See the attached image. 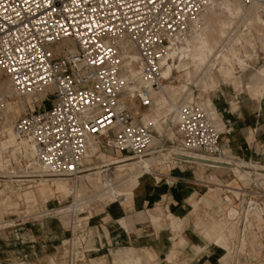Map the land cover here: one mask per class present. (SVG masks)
<instances>
[{
    "label": "built area",
    "instance_id": "1",
    "mask_svg": "<svg viewBox=\"0 0 264 264\" xmlns=\"http://www.w3.org/2000/svg\"><path fill=\"white\" fill-rule=\"evenodd\" d=\"M211 1L0 0V71L19 97L46 95L12 124L15 136L30 145L34 163L54 177L76 180L91 142L125 158L161 153L163 145L151 151L153 131L135 121L122 97L131 86V100L140 109L151 107V92L164 83L159 63L168 44L187 37ZM240 1L264 18V0ZM130 53L137 55L134 81L124 78ZM5 102L0 97V131ZM178 118L176 161L223 157L218 131L200 108L180 104ZM78 229L62 242L64 264L85 263Z\"/></svg>",
    "mask_w": 264,
    "mask_h": 264
},
{
    "label": "rangeland",
    "instance_id": "2",
    "mask_svg": "<svg viewBox=\"0 0 264 264\" xmlns=\"http://www.w3.org/2000/svg\"><path fill=\"white\" fill-rule=\"evenodd\" d=\"M256 30H258V25L256 23H253V25L251 27H247L243 30V40H246V42L248 41L251 42V47L246 45V42H244L242 40L241 44L237 45V49L239 50V56L241 58L244 59V53L246 52V50L248 52L247 53V58H245V62L249 65V69H247L245 72L240 73L239 69L236 70V72H238L237 75L238 76V81L240 82L241 85H239V88H233L230 84L228 85H219L217 83H215V80H213L211 77H209L206 81L208 88V94H202L198 88H195V86L192 83H185L183 81V78H179L178 73L175 72V70H173L172 75L167 78L163 83L164 86H172L174 89L179 88L181 85L186 86L187 88H189V90H191V92L193 93L194 98L199 97L200 99L194 100V104L196 105L197 102L199 101H205L206 99H211L213 100V104L215 106V102L214 99L212 97V91L213 89H215V87H218L219 90V95L217 96L220 97L222 94H224V91L227 89H232L235 92H240L242 90V87L245 86V84L247 83V81L249 80L250 76H252L254 73H256V71L260 70V69H264V37H260L256 36L255 32ZM262 32H264V30H261ZM251 36V38H250ZM250 38V39H247ZM250 40V41H249ZM253 40V41H252ZM258 40V41H257ZM261 41V42H259ZM244 42V43H243ZM250 44V43H249ZM244 49H242V47ZM253 46V47H252ZM250 48V49H249ZM245 50V51H244ZM244 54V55H243ZM185 63L187 64L188 67V71H191L190 69H192L191 67V62L190 60H186ZM190 67V68H189ZM178 77V78H177ZM6 78V77H4ZM4 78H2V81L5 85V81ZM240 78V79H239ZM210 79V80H209ZM6 80H8L6 78ZM9 82V81H8ZM212 82V83H211ZM1 86V85H0ZM7 86H4V88ZM211 91V92H210ZM235 92L229 90V93L233 96H235ZM184 94V93H183ZM186 95V94H185ZM183 95H182V99H183ZM3 98L8 101L10 103L11 106H13L16 102H18V98H20L21 102L25 103L23 106V112L19 115L16 113V111L11 108L9 111V114L7 115V120H6V124L5 126H3L2 130H10L11 126L13 124V122L21 115L25 114L26 112L29 111V106L27 104H29L33 99H31L30 102L26 101V97H16L15 95H11V96H3ZM181 99V100H182ZM238 101H240V96H237ZM37 101H33L32 106L36 103ZM51 104V100L49 99L47 102V107ZM197 106V105H196ZM228 107V105H227ZM140 110V115L144 112L147 111V109H139ZM244 112L246 114V116L248 117V123L245 125V127L243 128L242 126L236 127L235 126V119L233 117V115L228 114L224 117V122L225 124L228 125H232L234 127V130L236 132H240L243 135H250V137L252 139L255 140L254 144L252 145V156H248V155H242V157H233L230 160H235V161H239V162H245L246 164H250L247 162H251L253 163V165H256V171L252 170L251 168L248 167H243V171L246 170V172H251L252 175L251 177L254 178L255 174H262L264 175V146H260V148L258 149V141L256 139L255 133L254 131L256 130V128L258 126H260L261 124H264V105H262L261 110L258 113L255 114H251L248 110L244 109ZM162 117V116H160ZM140 119V118H139ZM139 119L137 118L135 121L139 122ZM170 115L162 118L161 119V125L162 127L165 129L162 135H158L155 131H153V138L155 139V141H157V144L154 145L151 149V151H153V148H160L161 145H163V151L159 154H155L157 160L156 162H154L153 164V170L156 171L155 174H151V175H147L144 174L143 179L148 178L147 179V185H150L152 188H154V186L156 187H160L162 188L164 191L166 190H171V191H183V193H187L188 196L186 198L181 199L180 202V206L185 207L184 209L186 211L190 210V206H191V198H193V200H200L202 199L201 194H197L195 196V194L190 193V184H195L196 183V179L193 176V172H198L203 176H211L214 175L216 176L219 180H221L222 182H228L230 183V185H234L237 186V188L241 191H239L240 194L235 195L234 197H236L237 199H230V203L231 206L233 207V209L230 210V206L229 204H216L210 206V208L212 207V209L208 210L207 207L204 206V204H202V202L199 203L198 205V214L200 216H203L204 212L208 213H212L214 211L216 215H214L213 218V222H217V220L220 221V223L224 222L225 220V226L221 223H218V225H215L214 227L218 226V232L216 230V232L218 233V236H223L226 233V238L225 237L223 239H225L228 242V245L226 244V247L228 248V253L230 252L232 254V251L234 252V256H233V262L232 264H235V260L237 258V250H240L239 255L241 256L243 254V246H242V239L244 238V236H246V233H244L243 235L241 234V230L244 226L245 223V219H244V214L245 211L247 210V204L248 203H255V206L257 207V209H264V176L261 177H256L258 180L256 182H251L249 184L250 187L245 189V185H249L248 183L246 184L245 182H242L239 179V173L238 171L233 170L231 167H229L227 165V162L222 161L220 159H218V161L216 160L217 164H213V163H209V162H200V161H195L197 162V164L203 163V164H207V165H212V166H216V167H227L230 169V171L227 170H218L217 172H213V169L207 168V167H201L198 165H193V164H183V163H176L175 165L173 164L174 162L172 161L171 158H168L169 155H177L176 153L174 154V152H177L178 155H181V151L179 150V137L176 134V130L178 127V123H172L170 122ZM172 132L174 134L173 138L168 137V133ZM233 134V133H232ZM1 139V138H0ZM18 141H15L14 144H17ZM256 148V150H255ZM12 150L11 146L8 148V152H6V154H2L3 157V163H2V169L5 172L8 173H14L16 175H20L23 176V171L25 170V166L26 164L31 163V161L29 162V157L28 155H26L23 151L20 153V155L18 156L17 160H14L13 158L10 157V151ZM174 151V152H173ZM255 152V153H254ZM243 153V152H242ZM164 155V156H163ZM174 156L173 159H175L176 157H180V156ZM1 156V155H0ZM109 156V157H108ZM167 156V157H166ZM120 158L117 156V154L111 152V151H90L88 152V154L85 156V161L86 160H90L89 164H86L85 167L86 168H91L94 167L96 164L101 163L102 161H106L109 160L111 158ZM162 157V158H161ZM164 157V158H163ZM246 157H248L246 160ZM149 158V157H146ZM167 158V159H165ZM167 160V164L164 163V161ZM176 160V159H175ZM138 161V158H134V160L130 161L129 163L132 162H136ZM191 161V160H188ZM160 162V163H159ZM158 163V164H157ZM222 163V164H221ZM224 163V164H223ZM219 164V165H218ZM227 165V166H226ZM167 167H176L173 170H169ZM261 167V168H259ZM108 174L110 175V179L112 180L111 184H115L113 185L118 187V185L120 184V182L124 183V181H126L123 185L121 184L119 187L122 189L119 191H129L132 190L130 187L132 186H128V188H130L129 190H127L128 188L125 187L127 182L130 181V174H131V169H129V167L126 168H116L114 166H110L108 167ZM127 169V170H126ZM126 170V171H125ZM233 171V172H232ZM29 175H33L34 170L29 169L28 170ZM113 172V173H112ZM120 175H118L119 173ZM126 172V173H125ZM164 173L166 175H168L167 177L165 176H160L158 175V173ZM259 172V173H258ZM116 174V176H115ZM125 174V175H124ZM243 184L239 183L237 180H235V178L233 177V175ZM82 175V174H81ZM120 176V180L115 177ZM115 176V177H114ZM129 176V177H128ZM121 177H123L121 179ZM156 181H158L157 185H153L155 183L154 178H156ZM32 178V177H31ZM91 178H95V176H92ZM23 180H27L28 182H24V183H19L21 186H17V183H12V185L8 182L9 180H12L10 177L6 176L5 177L3 175L0 176V199L6 198L7 196L10 195V193H12V190H14V194L9 196V200L8 202L10 203V209H4L3 211L6 213L5 215H3V218L0 220L3 222H14V224H21L24 221L29 220L26 223V230L29 232L30 236L29 237H23V238H19L16 242H14L10 247L5 248L7 250H14V249H19L22 247H26V246H32V250L35 253H42L40 255H42L41 257H39V259L41 260V262L39 264H48V258L53 257L55 264H64L63 263V256H64V248L62 246V242L69 239V237L71 236V230L72 227L76 226L77 224L81 225L82 229H78V230H73L75 232V237H76V243L80 242L81 239V235H85L87 234V231L92 228L94 226V223H92V220L98 218L99 216V212L100 210H103L104 206H105V202L108 204L109 200L107 197H101L99 198L98 194H101L100 192H102L101 188H92L91 186H89V189H86V191H82L81 196H80V201L78 202V204H86L87 206L84 209H81L80 211L77 212V207H75L74 205H72L74 200L73 199L71 193L69 192H63L60 189L56 188V182H51L50 187L48 191L45 193V200L44 198L39 199L40 205H41V209L37 210L36 207H32L31 204H28L29 202H31L32 200H34L35 197V190L38 192V189L41 188L42 186V182L41 180H43L44 178L38 179L34 182L36 183H32L30 181H32L33 179L30 178H21ZM128 179V180H127ZM185 179V180H184ZM15 180V179H13ZM118 180V181H116ZM74 180H70V181H63L64 184H66L68 182V187L71 188V182ZM165 181H167V183H165ZM41 182V183H40ZM117 184H116V183ZM129 183V182H128ZM253 183H255V185L259 186L256 187ZM125 185V186H124ZM118 187V189H119ZM35 189V190H34ZM89 190V191H88ZM51 191V192H49ZM117 190V192H119ZM243 191L246 192V195L244 193H242ZM49 192V194H48ZM54 192H57L58 195H56V203L54 205L53 208H51V206L48 204V196H51ZM91 193V194H90ZM16 194V195H15ZM244 194V195H242ZM83 195V196H82ZM233 195V194H232ZM90 196V197H89ZM200 198V199H199ZM44 200L43 202H41L42 200ZM77 201L79 200V198H75ZM176 198H171V199H160V205L167 207L169 206V203L171 201H173ZM219 199V198H218ZM41 200V201H40ZM90 200V202H89ZM155 200L153 199V203L152 206H155ZM241 200H242V204H241ZM21 202H26L28 204L29 207H27L26 204H22ZM75 202V201H74ZM81 202V203H80ZM261 203V205H260ZM74 206V210H68L67 207L69 206ZM144 206V205H142ZM220 206V207H219ZM219 207V208H218ZM227 207V208H226ZM65 208H67V210H64ZM64 210L61 213L55 214L54 212H57L58 210ZM134 209H136V206H133V208L130 210V213L132 211H134ZM221 209V210H219ZM128 211V210H126ZM39 213V214H38ZM49 214V216L43 217L40 219V223H44L45 221H48L49 223H53V225H57L58 227L62 228V236L59 239H54L52 238V236L50 234H47L45 236V238H43L42 236L35 234L34 233V229L33 226L31 225L34 222V218L39 217L43 214ZM54 213V214H53ZM34 214V215H32ZM53 214V215H52ZM225 217H223L222 216ZM240 215L239 217H236ZM253 215V219H257L258 215L256 214H250ZM264 215V210H262V214ZM260 215V216H261ZM159 216H161L162 220H161V224L162 227L160 229H156L154 228V231L156 233H163V234H167L169 233V228H168V221L165 220L164 217H162V214H159ZM208 216V215H206ZM223 217L224 219L220 218ZM205 218V217H203ZM264 218V217H262ZM5 220V221H4ZM108 221H110L111 219H107ZM193 221H194V217L190 218L189 224L187 226H185V228L183 229V238L186 241V245L178 248L177 250V255H181L183 257L182 261H184L183 264H228V258L227 255L222 249L218 248L217 252L209 249L207 254L205 255V257L203 258V260L201 259L199 261V263L196 262L197 260V255L195 254L193 248H192V239L189 236V233L193 232ZM228 221V222H227ZM249 221V217L248 220L246 222V226H249L248 224ZM63 222L65 227L63 226ZM228 224H227V223ZM248 223V224H247ZM264 223V222H262ZM74 225V226H73ZM221 225V227H220ZM50 227L47 226V228ZM220 227V228H219ZM223 227V230L225 232H223L224 234H222L221 232V228ZM225 227V228H224ZM262 231H264V224H262ZM13 229L12 228H7L5 229L6 231ZM235 230L237 232H235ZM1 231V230H0ZM247 231H250V228H247ZM246 231V232H247ZM200 230L195 232V236L200 239L201 236L199 235ZM256 232V231H255ZM222 235H221V234ZM146 234V232H143V229H133L131 231L128 232V236L130 239H135L139 236H144ZM230 234H232V236H230ZM237 234V236H236ZM252 234V231L250 232V235ZM80 236V237H79ZM236 237V238H235ZM240 237V238H239ZM229 239V240H228ZM224 240V241H225ZM82 241V239H81ZM237 241V242H236ZM250 240L248 239V242ZM0 242H2L1 238H0ZM226 242V243H227ZM239 242V243H238ZM260 242L262 245L258 247V251L259 252L260 248V258L256 259L253 256H249L247 258H242L240 261L243 264H259L260 261H264V232H262L261 236H260ZM64 245V243H63ZM45 248V249H44ZM119 248V247H117ZM231 248V249H230ZM111 249L110 245H108L106 248H104L102 251L104 252H108V250ZM254 249V247H253ZM255 251V250H254ZM253 251V252H254ZM101 252V251H100ZM218 254L219 260L220 262L218 263V261L216 260L215 255ZM95 258V256L93 257ZM106 263L105 264H112V255L107 253L106 256ZM89 260V257L86 256L85 259V263L83 264H87V261ZM176 263V262H175ZM5 264H15L14 263H9V262H5ZM28 264H36L35 262H29ZM38 264V263H37ZM178 264V263H176Z\"/></svg>",
    "mask_w": 264,
    "mask_h": 264
},
{
    "label": "bare ground",
    "instance_id": "3",
    "mask_svg": "<svg viewBox=\"0 0 264 264\" xmlns=\"http://www.w3.org/2000/svg\"><path fill=\"white\" fill-rule=\"evenodd\" d=\"M253 23H256L258 25V30L255 31V32H257L255 34H256V36H259L261 39V37H264V32L261 31V30H264V18L260 17L254 8H246L245 6L242 5L240 0H212L211 3L209 4V6L192 23L188 36L185 37L184 39H182L181 41L170 42V44H168V46L166 48V52L163 55V57L160 59V63H159L160 68H161L160 72H161L162 80L165 81L167 78H169L172 75L173 70H175L176 73L180 74L179 78H183V81L185 83H192L195 86V88H198V90L202 94H208V88L209 87L207 86L206 81L209 77H211L213 80H215V83H217L219 85L230 84L235 89L239 88V85H241L239 81H241V80L238 81L237 75H239V74H237L238 72H236V70L239 69V72L243 73L247 69H249V65L244 60L245 58H247L246 52H248L247 51L248 49L246 50V52H243L245 54V55L243 54L244 55L243 56L244 59H243V58H241L242 56L241 57L239 56V52H238L239 50L237 49V45L238 44L240 45L242 40H243L242 37H243V35H245V34H243L244 33L243 30L247 27H251L253 25ZM241 32H243V33H241ZM250 38H251V36H250ZM250 38H248V39H250ZM262 39H264V38H262ZM243 41L246 42V40H243ZM259 42H261V41H259ZM249 43L247 41L246 45L251 47V42H249ZM241 47H242V45H241ZM242 49H244V48L242 47ZM71 50H73V49H71ZM136 60H137V55L135 53H130L128 58L125 60V62H124V66H125L124 78L126 80L134 81L137 79L138 69L135 68V66H134V63ZM186 60H190V62H191V67H192V69H190L191 71H188L187 64L185 63ZM4 77H5L4 74L0 71V85H1L0 86V97L15 95L18 98L19 96L16 93H14L10 83ZM2 78H4L5 85L2 81ZM4 86H7V87L4 88ZM138 86H141V83H138L137 86H135V88H138ZM132 89L133 88L131 86H127L125 88V94L122 97L123 103H126L128 105V107L132 111L133 115L137 116L138 119L140 118L139 121L142 125L149 127L152 131H155L159 136L162 135L164 130H165L162 127L161 122H160L162 118H165V117L170 115V119H169L170 122H172V123L176 122L179 124V118H178V107H179V105L185 104V103L194 104L195 99H197V100L200 99L199 97L194 98L191 90H189V88H187L184 85H181L177 89H174L172 86L162 85V87L158 91H152L151 92L152 105L150 108L147 109L146 112H144L140 115V110H138L139 107L131 100ZM241 93L247 94L249 97H251V99L255 100L257 103L261 98H264V69H260V70L256 71V73H254L252 76H250V78L247 81V83L245 84V86L242 87ZM219 94L220 93H219L218 87H215V89H213V91H212V97L217 98V96ZM182 95L184 96L183 99L181 98ZM45 98H46V95L44 93L39 94V95L27 96L26 97L27 102H30L31 99H33L27 105L29 106L30 110L33 111L34 110L33 106H32L33 101H43ZM23 102H25V101H23ZM23 102H21L20 98H18V102H16L13 106H11L10 103L8 101H6L5 103H6L7 115L9 114V111L11 108H13L16 111V113L20 115L24 111L23 105L25 103H23ZM196 105L198 108H200L205 113L207 119L216 128V130L218 131V138L220 140V136L223 133L224 129L218 120L217 111H216V107L213 104V100L206 99L205 101H199L196 103ZM232 110H234V111L236 110V105L234 102H232ZM160 116H162V117H160ZM6 119H7V117H6ZM2 129H3V127H2ZM2 129L0 131V138H1L0 139V155H1L0 156V176L3 175L5 177V175H6V176L10 177L12 180H9L8 182L9 183H17V185H19V186H21L19 183L28 182L26 179L23 180L21 178L33 179L30 182H34L38 179L44 178L43 180H41V182L43 183L41 188L38 189L39 195H41L42 198H44V200H45V193L48 191L49 188L51 189L49 183H51V181L56 182V188L57 189H60L63 192L71 193V195L73 197V199H71V200L75 201V202L74 201L72 202L73 203L72 205L77 207V209H76L77 212L80 211L81 209H84L87 206L86 204H78V202L81 199L80 196H81L82 191L87 192L86 189H89V186H91L92 188H101L102 192H100L101 194H98L99 198H101L103 195H112V194L116 193L117 190L119 191L122 189L123 186H121V188L118 186L119 187V189H118V187H116V186L113 187V185H115V184H113V185L111 184L112 180L110 179V175L107 173L109 170L108 167H110V166H114L117 169L118 168H126V167H129V169H131L130 181H128L129 183L127 182L126 186L125 185L124 186L127 188H128V186H132V187H130L132 190L139 189L142 187L149 189V187L146 184L147 178L143 179V176H144V174H147V175L155 174V171L153 170L152 167H153L154 162H156L157 158L154 156L153 152L145 156V157H149V158L140 157V158H138V161L132 162V163H129L130 161L134 160V158H131V157L130 158H125V157H121V156H120V158H114L113 157L109 160L102 161L101 163L96 164L94 167H91V168L84 167V171L81 172L82 175H79L76 180L71 182V188H70V187H68V182L66 184L63 183V181H70L69 178L54 177V176L50 175L45 169H43L42 167H40L36 163H34L33 151L31 149L30 145L26 141L20 140L15 136L13 129H12V126H11L10 130H2ZM168 137L173 138L174 134L172 132H169ZM15 141H18V143L14 144ZM154 142L157 144V141H155V139L152 138L151 146L156 145ZM10 146L12 148V150L10 151L11 152L10 153L11 158H13L14 160H17L18 156L23 151L26 155H28V157H29L28 161L29 162L31 161V163L26 164L25 170L22 173L23 176L16 175L14 173L5 172V171H3L2 167H1L2 163H3L2 154H4V153L6 154V152H8L7 151L8 148ZM92 150H94V151L98 150L97 144L95 142H91L89 144L88 151H87L86 155L88 154V152H90ZM220 151H221V154L223 156H226L228 154V151L225 149L222 150L221 147H220ZM175 153L178 155L177 152H174V154ZM177 155H172V156L169 155V157H168V158L172 159V161L174 162L173 163L174 165L176 163H179L178 161L173 159V157L177 156ZM178 156H180V155H178ZM183 157H185V156H183ZM165 159H167V158H165ZM189 159H193V161L192 160L188 161L189 162L188 164H197V162L200 161V162H209V163L211 162L215 165V164H217L216 160L218 161V159H220L221 162L225 161V162H227L228 166L230 165L229 167H231L235 171H238L239 179L242 182H245L246 184L247 183L249 184L251 182H256L258 180L256 177L264 176L262 174L261 175L255 174L254 178H252L251 172H246V170L243 171L242 169H243V167H248V168H251L252 170L256 171V168H257L256 165L246 164L244 162H232L230 159H228L226 157L205 158L203 156L193 155V156H190ZM166 161H164V163ZM195 161H197V162H195ZM89 162H90V160H86V161L84 160L83 161V163L85 165L89 164ZM200 164L207 166V167H210V168L216 167V166H212V165L210 166V165L203 164V163H200ZM175 168L176 167H172L170 169H175ZM259 168H261V167H259ZM29 169H32L35 172V173H33L32 176L29 175V172H28ZM261 170H264V169H261ZM117 173H119V172H117ZM118 175H120V173ZM118 175H117V177H115L116 176V174H115L114 177L116 179L118 177L120 178L121 175L120 176H118ZM92 176H95V178H91ZM122 178L123 177H121V179ZM13 179H15V180H13ZM116 181H118V180H116ZM125 182L126 181H124V183ZM253 184L255 185V183H253ZM250 185L251 184L245 185L244 188L247 189L250 187ZM255 186L259 187L257 185H255ZM130 188H128L127 190H129ZM15 192H14V190H12V193H10V195L14 194ZM49 192H51V191H49ZM49 192H48V194H49ZM242 193H244L246 195L245 191H243ZM229 194L232 198L237 199L234 196L238 195L240 193H239V191H233V195L230 192H229ZM244 194H242V195H244ZM9 196H7L6 198L0 199V220L3 218V215L6 214L3 211L4 209H9V210L12 209V208L10 209V203L8 202ZM115 197L118 199H121L120 201H122V202L125 201V199H124L125 196H123V195H121V196L115 195ZM75 198H77V199L79 198V200L77 201ZM228 199H229L228 196L219 197V199L218 198L216 199L217 203H215V204L221 205V204L225 203V205H226V203H227L226 201ZM44 200H42L41 202H43ZM203 200L202 201L200 200L202 202V204H204V203L206 204V201L205 200L203 201ZM33 201L34 200H32L31 202H33ZM89 202H90V200H89ZM208 202L206 205L204 204V206L207 207L208 204H214V203H210V202L208 203ZM252 202H254V201H252ZM252 202L247 204V210L245 211V214H244L245 223H244V226L241 230L242 235L244 233H246V231H247L246 222H247L250 214L254 213V214L260 216L262 214V210H264V209H262V210L257 209V207L255 206V203H252ZM241 204H242V200H241ZM74 206L70 205L67 208H68V210H71V209L74 210ZM210 206H209V208H210ZM67 208H65L64 210H67ZM64 210L63 209L61 211L58 210L57 212H54V213L58 214V213L63 212ZM219 210H221V209H219ZM32 215H34V214H32ZM46 216H49V214L48 213L43 214L39 217H46ZM222 216H223V214H222ZM239 216L240 215H238L236 217H239ZM223 217H220V218L224 219L225 217L224 218ZM199 218L200 217L198 216V222L201 221V219H199ZM209 218L212 222L214 221L213 220L214 217L211 218L209 216ZM210 220L208 222L209 224H207L206 222H203V221H201L200 224L203 222V224L206 223L208 226L212 225L211 227H214L215 225H218V223H220V221H221L219 219L220 221L217 220V222L215 221L213 224H210V222H211ZM222 222H223V220H222ZM0 223H1L0 230L12 228L16 225L12 221L9 223L8 222L4 223V224H3V221H1ZM224 223H225V220L222 223L225 226ZM200 224H199V226H200ZM203 226L205 227V224ZM218 226L215 227L217 232H218V229H217ZM200 227H202V226H200ZM220 227H221V225H220ZM221 231H222L221 233L224 234L223 232H225V231L223 230V227L221 228ZM201 232H202V229H201ZM235 232H237V231L235 230ZM225 235H226V233H225ZM225 235H224V237L227 240ZM236 236H237V234H236ZM217 237H218L217 241L215 240L216 246H218V248L222 249L224 252H227L225 254L227 255V258H228V264H232L235 251H232V254L230 252L228 253V251H229L228 250V248H229L228 242L225 239H223L224 238L223 236H217ZM215 241H214V243H215ZM63 243H65V241H63ZM80 243H81V239H80V242H77V244H80ZM226 244L228 245L227 246L228 248L226 247ZM239 253H240V250H237V258L235 260V264H238V261L240 258ZM75 254L79 255L77 249L75 250ZM82 254H84L83 250H82V253L80 255L83 256Z\"/></svg>",
    "mask_w": 264,
    "mask_h": 264
},
{
    "label": "crops",
    "instance_id": "4",
    "mask_svg": "<svg viewBox=\"0 0 264 264\" xmlns=\"http://www.w3.org/2000/svg\"><path fill=\"white\" fill-rule=\"evenodd\" d=\"M229 90L235 92L229 88L228 90L226 89L224 94H222L220 97L214 99L218 120L224 129L220 136L219 144L222 150L225 149L228 151V154L223 157L232 159L235 156H252V145L254 144L255 140L252 139L248 134L245 136L240 132H236L232 125L225 124L224 117L228 114L233 115L236 122L235 126H242L244 128L248 123V117L246 116L243 108L248 110L252 115L258 113L261 110L262 105H264V98H261L257 103L245 93L235 92V96H233L229 93ZM237 96H240V101H238ZM232 102H234L236 105L235 111L232 110ZM254 133L258 141L257 145L259 149L260 146H264V124L258 126ZM247 158L248 157H246V160H248ZM231 161L237 162L235 160ZM247 163L253 164L251 162ZM193 165L207 167L201 164ZM167 168L169 170H173L169 167ZM210 169H213V172H217L218 170L230 171V169L225 166ZM158 175L165 177L168 176L162 172L158 173ZM193 176L196 179V183L190 184V193L195 194V196L197 194H201L202 199L200 200L202 201L204 199L206 204L208 201L210 203H214L208 204V210L212 209L213 205H216L215 203H217V198L228 196L229 199L226 202L229 204L230 199H232L229 192L233 194V191H241L237 188V186H232L228 182H222L214 175L203 176L198 172H193ZM233 177L235 180L241 183L234 175ZM156 179L157 177L154 178L155 183L153 185L158 184ZM165 183H167V181H165ZM10 184L12 185V183ZM147 186L149 189L142 187L135 190L119 191L112 195L102 196L108 198V204L105 202L103 210H100L99 212V217L92 220L94 226L87 231L86 236L84 235V237H81L82 241L84 242L83 252L89 257L87 264H105L107 261V253L113 257L112 264H183V257L181 255H177V250L178 248L186 245V241L182 234L185 226L189 224L191 217H194L193 232L189 233V236L192 239V248L197 255L196 262L199 263L201 259L203 260L209 249L217 252L218 246H216V241L218 238V233L215 231V227H211L212 225H207L209 224L208 222L210 220L209 216L213 218L214 215H216V211L212 213H208L207 211L204 212L203 216H200L198 214V205L201 201L193 200V198H191L190 210L186 211L184 209L185 207L180 206V202L181 199L188 196L187 193H183V191H164L160 187L154 186V188H152L150 185ZM56 195H58V193L54 192L51 196L47 197L48 204L51 206V208H53L56 203ZM115 195L125 196V201H120L121 199L116 198ZM40 198L41 196L35 190L34 201L28 204H31L32 207H36L37 210H40ZM165 198L176 199L171 201L169 206L164 207L160 205V199ZM153 199H156V207L152 206ZM21 203L26 204L27 207H29L26 202ZM210 205L212 206L211 208H209ZM133 206H136V209L130 213V210L133 208ZM229 206L231 207L230 210L233 209L231 204H229ZM159 214H162V217L168 221L169 233L167 234H163L161 232L156 233L154 231V228L160 229L162 227V218L159 216ZM198 216L200 217L199 219H201V221L207 223H204L205 227L203 226V222L201 224V221L198 222ZM262 217H264V215L258 216L257 219H253V215L249 216V224L247 223L249 226H247V228H250V231H247L246 236H244L242 239L243 254L240 256L238 264H243L240 260L249 256H253L256 259L260 258V250L262 248L260 236L262 232H264L262 231L261 227L262 224H264L262 223L264 222V218ZM41 218L43 217H36L33 219L34 222L31 225L33 226L34 233L42 236L43 238H45L47 234H50L52 238L56 240L59 239L62 236V228L58 227L56 224L53 225L52 222L49 223L48 221L40 223L39 221ZM108 218L111 220L108 221ZM28 221L29 220L15 225L13 229L8 231H0V238L2 240V242H0V264H5V262H15V264H28L29 262H35L36 264H39L41 262L39 257L42 256L40 255L42 253H35L32 250V246H26L14 250L5 249L10 247L19 238L30 236L29 232L25 228ZM213 223L214 222L212 221L210 222V224ZM199 224L202 227H200ZM49 225L50 227L47 228ZM63 226L65 227L64 222ZM133 229H143V232H146V234L135 239H130L128 232ZM198 230H200V239L195 236V232ZM251 231L252 234L250 235ZM230 236H232V234H230ZM248 239L250 240L249 242ZM108 245H110L111 249H109L108 252L102 251ZM260 246L261 248L259 252H256ZM94 256L95 258H93ZM215 257L219 263L220 260L218 254H216ZM48 264H55L53 257L49 256ZM259 264H264V261H260Z\"/></svg>",
    "mask_w": 264,
    "mask_h": 264
}]
</instances>
